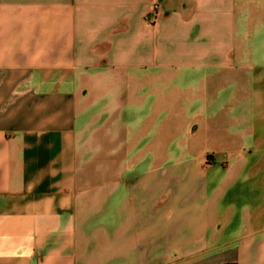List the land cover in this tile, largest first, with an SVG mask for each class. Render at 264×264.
Returning a JSON list of instances; mask_svg holds the SVG:
<instances>
[{"label":"crops","instance_id":"0c3cea01","mask_svg":"<svg viewBox=\"0 0 264 264\" xmlns=\"http://www.w3.org/2000/svg\"><path fill=\"white\" fill-rule=\"evenodd\" d=\"M234 263L264 264V0H0V264Z\"/></svg>","mask_w":264,"mask_h":264},{"label":"built area","instance_id":"2783aa9c","mask_svg":"<svg viewBox=\"0 0 264 264\" xmlns=\"http://www.w3.org/2000/svg\"><path fill=\"white\" fill-rule=\"evenodd\" d=\"M157 11H158V4L155 5L154 11L151 13V15H149L150 16L149 19H155Z\"/></svg>","mask_w":264,"mask_h":264},{"label":"trees","instance_id":"16d2710c","mask_svg":"<svg viewBox=\"0 0 264 264\" xmlns=\"http://www.w3.org/2000/svg\"><path fill=\"white\" fill-rule=\"evenodd\" d=\"M235 264V263H234Z\"/></svg>","mask_w":264,"mask_h":264}]
</instances>
